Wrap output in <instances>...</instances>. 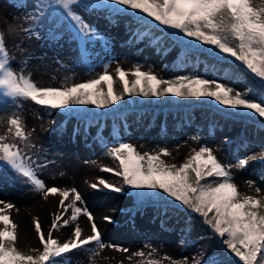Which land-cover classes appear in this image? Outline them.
<instances>
[{
    "label": "rangeland",
    "instance_id": "rangeland-1",
    "mask_svg": "<svg viewBox=\"0 0 264 264\" xmlns=\"http://www.w3.org/2000/svg\"><path fill=\"white\" fill-rule=\"evenodd\" d=\"M87 2L81 0L73 9L95 30L99 39L88 40L77 35L78 30L73 31L69 20L62 16L37 18L43 10L42 5L37 6L40 0H0V32L4 33L7 50L14 57L12 67L18 72L22 70L24 74H30L32 81L40 87H60L95 78L102 74L104 65H108L114 89L119 93L123 85L116 68L126 70L135 60L145 57V62H154V66L144 71L151 70L164 79L196 76L218 81L242 94L248 89L245 81L227 84L223 79L206 77L202 66L194 69V72L189 66L171 70L178 57L176 48L161 49L148 39L136 41L131 30V17L123 9L114 10L119 8L117 5L86 7ZM254 3L259 6L264 4V0H254ZM10 26L16 29L15 32L9 31ZM128 79L131 81L134 77L129 74ZM101 87L107 91L105 84ZM77 109L81 107L53 110L23 100L0 103V135L6 136L8 143H16L25 157L30 158L38 178L46 188L77 189L83 200L77 201L76 206L87 208L91 213L105 245L128 249V252L111 247L96 250V246L91 245L83 250L71 251L68 254L70 264H142L148 259L171 264V260L182 259L184 247L180 230L173 227L165 229L160 218H155L150 212L140 211L134 189L124 185L122 177L101 171L102 167L119 170V162L107 154L108 149L119 142L132 144L140 153H159L161 149H167L170 155L162 156V159L177 166L185 162L194 149L208 147L218 161L229 168L241 194L264 196V177L258 170L262 164L251 161L244 168L237 167L239 159L258 154L260 147L249 145L241 148L237 157L234 152L225 151L238 132L234 126L203 132L199 124L195 123L161 133L162 127L158 123L146 132L135 131L113 137L105 121H101L99 126H90L86 133L80 132ZM12 115H18L24 131L31 133L27 142L20 141L14 134H8L7 119ZM100 179L124 190L115 192L106 189L99 184ZM92 184H97V189H93ZM257 188L261 190L259 193L256 192ZM61 199L59 193H49L45 198L44 192L34 191L24 178L8 168L0 167V200L14 206L6 209L4 214L9 215L17 225L15 247L19 251L33 253L36 252L34 250L42 249L35 231L37 220L45 238L51 230L52 238L59 243L75 239L73 231L77 224L82 230L81 239L92 235V222L87 215L80 213L77 221L73 222L72 210L64 212L60 205ZM73 199L74 194L70 192L65 205L72 203ZM3 207L4 204H0V208ZM43 210L46 211L44 214L41 213ZM57 214L61 215V220L57 221L58 229L52 230V221ZM105 217H110L111 221L105 220ZM64 220H68L67 226L63 225ZM5 227L0 222V230ZM7 228L11 230L10 225ZM153 248L156 252L149 257L147 254ZM94 250L98 254L93 256L91 253ZM137 251H143L145 256H133ZM166 256L171 260L164 259ZM192 259L190 255L188 261Z\"/></svg>",
    "mask_w": 264,
    "mask_h": 264
},
{
    "label": "snow or ice",
    "instance_id": "snow-or-ice-1",
    "mask_svg": "<svg viewBox=\"0 0 264 264\" xmlns=\"http://www.w3.org/2000/svg\"><path fill=\"white\" fill-rule=\"evenodd\" d=\"M78 3L81 0H40L37 6H43L41 17L47 19L62 16L69 20L73 31L78 30L77 35L88 40L99 39L95 30L74 11L73 6ZM111 5L119 6L114 10H132L140 20L150 17L151 22H155L157 26H164L201 45L209 46L216 55L225 54V60L234 58L240 62L244 71L259 79L260 87L264 90V4L257 6L254 0H88L85 4L86 7L93 8ZM15 30L10 26V32ZM13 59L7 50L4 33L0 32V103L23 100L53 110L87 105L105 109L117 105L125 96L159 98L170 94L174 97L212 98L219 105L237 111H250L258 118H264V95L259 100L251 99L249 94L237 92L215 80L196 76H179L168 80L151 70H142L139 65L134 66L130 73L117 67L115 71L123 85L122 91L117 93L108 65H104L102 74L87 81L60 87H40L32 81L30 74L26 75L22 70L18 72L12 67ZM129 74L134 77L131 81L128 79ZM102 84L107 86V91L101 87ZM7 124L8 134H14L22 142L28 141L31 133L24 131L18 115L10 116ZM107 154L119 162V170L102 167L101 171L122 177L123 184L136 190L138 194L145 191L163 193L167 198L198 214L219 238L228 255L234 254V257L239 258L237 264H264V196L241 194L233 182L229 168L218 161L211 149H194L193 154L179 166L162 159V156L170 155L167 149H161L159 153H140L127 142H119L117 146L109 148ZM251 161L264 164V148L258 154L239 159L237 167L244 168ZM0 167L8 168L24 178L33 186L34 191L44 192L45 198L49 193H59L63 198L60 205L64 212L72 210L73 222L77 221L80 213L87 215L92 222V235L81 239L82 230L77 224L73 231L75 239L59 243L52 238L51 230L47 239L45 238L37 220L35 231L39 235L43 251L37 256L27 255L15 247L17 225L9 215L4 214L6 209L14 206L0 200V204H4L0 208V222L6 226L4 230H0V264H55V258L64 260L71 251L83 250L91 245H95L96 250L111 247L128 252L127 248L105 245L91 213L87 208L76 206L77 201L83 200L77 189L46 188L38 178L30 158L25 157L16 143H8L4 135H0ZM99 184L115 192L124 190L103 179L99 180ZM91 187L97 189L98 185L92 184ZM260 191L259 188L256 189L257 193ZM70 192L74 194V199L72 203L65 205ZM104 219L111 221L110 217ZM60 220L61 215L57 214L52 221V230L58 229L57 221ZM68 223V220L63 221L64 226ZM9 225L11 230L7 228ZM96 250L92 251L93 256L98 254ZM155 252L156 249L153 248L147 255L151 257ZM132 255L144 257L145 253L137 251ZM164 259L171 260L167 256ZM65 264L70 262L65 261ZM142 264H161V261L148 259ZM171 264H188V258L171 260ZM193 264L218 262L204 260L201 253L193 258ZM219 264H224V261Z\"/></svg>",
    "mask_w": 264,
    "mask_h": 264
},
{
    "label": "trees",
    "instance_id": "trees-1",
    "mask_svg": "<svg viewBox=\"0 0 264 264\" xmlns=\"http://www.w3.org/2000/svg\"><path fill=\"white\" fill-rule=\"evenodd\" d=\"M125 13L131 17V30L136 41L148 39L159 45L161 49L176 48L178 50V57L171 70L189 66L194 72V69L202 66L206 77L223 79L227 84L245 81L248 88L245 94H249L251 99L259 100L264 95L259 79L254 78L250 72L244 71L240 62L235 61L234 58L225 60V54L216 55L211 52L209 46L201 45L164 26H157L155 22H151L150 17L140 20L132 10ZM40 17L39 13L37 18ZM80 107L81 109L76 111L80 119V132L83 133H86L90 126H99L101 121L109 124L110 135L113 137L119 134L128 135L135 131L146 132L158 123L162 127L161 133H169L173 129L178 130L187 124L195 123L199 124L203 132L222 126H234L238 128V132L225 151L234 152L233 154L237 157L238 150L249 145H257L261 150L264 148V122H262L264 118H258L250 111H237L219 105L212 98L174 97L170 94L159 98L125 96L117 105L105 109H99L93 105ZM258 170L264 177V164ZM134 194L140 211L150 212L155 218H160L165 229L173 227L180 230L184 247L182 259L190 255L194 258L203 253L204 260L207 261L215 260L218 264L220 261H224V264H237L239 258L234 257V254L228 255L219 238L213 234L209 226L204 224L198 214L191 212L179 202L167 198L163 193L145 191L138 194L134 190ZM42 251L43 246L41 250L33 253L20 252L37 256ZM65 261H69L68 254L64 260L55 258V264H65ZM188 264H193V259L188 261Z\"/></svg>",
    "mask_w": 264,
    "mask_h": 264
},
{
    "label": "bare ground",
    "instance_id": "bare-ground-1",
    "mask_svg": "<svg viewBox=\"0 0 264 264\" xmlns=\"http://www.w3.org/2000/svg\"><path fill=\"white\" fill-rule=\"evenodd\" d=\"M145 59H146L145 57H141V58L135 60L131 66L126 68L125 71L131 72L132 70H134V66H136V65H139L142 70H144L147 67H151L152 68L154 66V62H152V63H150V61L149 62H145ZM45 212L46 211L43 210L41 213L44 214Z\"/></svg>",
    "mask_w": 264,
    "mask_h": 264
}]
</instances>
